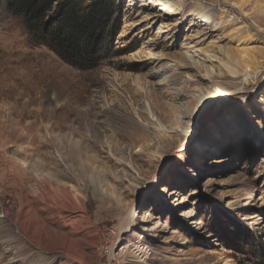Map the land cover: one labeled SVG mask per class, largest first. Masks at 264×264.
<instances>
[{"label":"rangeland","instance_id":"374dc122","mask_svg":"<svg viewBox=\"0 0 264 264\" xmlns=\"http://www.w3.org/2000/svg\"><path fill=\"white\" fill-rule=\"evenodd\" d=\"M112 1L81 70L0 0V264H264V0Z\"/></svg>","mask_w":264,"mask_h":264},{"label":"trees","instance_id":"16d2710c","mask_svg":"<svg viewBox=\"0 0 264 264\" xmlns=\"http://www.w3.org/2000/svg\"><path fill=\"white\" fill-rule=\"evenodd\" d=\"M2 0L34 45H43L81 70L96 67L112 40V0Z\"/></svg>","mask_w":264,"mask_h":264},{"label":"bare ground","instance_id":"6f19581e","mask_svg":"<svg viewBox=\"0 0 264 264\" xmlns=\"http://www.w3.org/2000/svg\"><path fill=\"white\" fill-rule=\"evenodd\" d=\"M167 7H168V3L167 2H162L161 3V7L157 11H160V9L163 10V11H167ZM204 14L202 13V15L205 17ZM237 67H239V66H237L236 63H232L231 66L228 65V64H225L226 70L229 71L232 74H238V73L242 72V70L241 69L239 70ZM246 75H247V71H246V73L244 75L245 78H246ZM244 80H246V79H244ZM124 199H125V197H122L121 194H116V202H122V201H124ZM78 204H80V203L78 202ZM81 217H82L81 215L77 214V215H74L72 218L66 219V218L62 217V213L61 212L59 214V219L63 220V222L65 224L70 225L72 227H75V225L80 221ZM121 220H122L121 221V225L122 226L119 227L120 228L119 230H121L123 228H127L128 225L132 222V215H131V208L130 207L129 208H125L124 212L121 215ZM156 225H157V223H156ZM117 237H119V236H117ZM112 251H114L113 248L111 249V254L113 255V257H115Z\"/></svg>","mask_w":264,"mask_h":264}]
</instances>
